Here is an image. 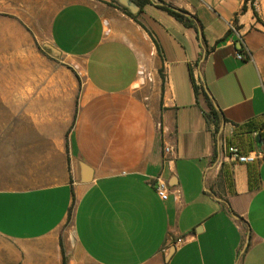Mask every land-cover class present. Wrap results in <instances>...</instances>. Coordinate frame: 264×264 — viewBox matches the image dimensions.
<instances>
[{"label":"crops","instance_id":"obj_1","mask_svg":"<svg viewBox=\"0 0 264 264\" xmlns=\"http://www.w3.org/2000/svg\"><path fill=\"white\" fill-rule=\"evenodd\" d=\"M137 19L0 0V264H264V0H151Z\"/></svg>","mask_w":264,"mask_h":264},{"label":"trees","instance_id":"obj_2","mask_svg":"<svg viewBox=\"0 0 264 264\" xmlns=\"http://www.w3.org/2000/svg\"><path fill=\"white\" fill-rule=\"evenodd\" d=\"M112 1L117 3L119 6H121L122 9L130 17H132L137 22H139V20L137 19V14L131 13L126 7L122 6L117 0H112ZM134 1L140 6V8H142L145 4L149 3L151 0H134ZM160 7L166 10L167 12H169L170 14H172L173 16H175L177 19L185 22L187 26L194 25L193 19L191 17L187 16L186 13L179 11V9L173 7L172 5L168 3H163L160 5ZM192 78H193V84H194V89H195L196 94L198 95L200 92H202L205 95V98L208 104V110L205 111V116L207 118L208 123L210 125H213V134L215 136V140H217V134L220 131V127L223 121L225 120L223 112L221 111V109L216 107L215 103L213 102L211 97L208 95L203 85L196 84L193 76Z\"/></svg>","mask_w":264,"mask_h":264},{"label":"built area","instance_id":"obj_3","mask_svg":"<svg viewBox=\"0 0 264 264\" xmlns=\"http://www.w3.org/2000/svg\"><path fill=\"white\" fill-rule=\"evenodd\" d=\"M232 28L235 29L234 26ZM236 55L240 59L244 58V53L242 51H237ZM142 75L145 80H151V75L149 73L143 72ZM219 148L229 153L231 157H234L235 159L243 162H252L260 157V153L240 154L239 149L236 146L233 145L228 146L222 141V139L219 140ZM165 151H170V147L165 146ZM156 179H157V184H156L157 194L162 200H167L169 198V188L167 182L161 177H158Z\"/></svg>","mask_w":264,"mask_h":264},{"label":"water","instance_id":"obj_4","mask_svg":"<svg viewBox=\"0 0 264 264\" xmlns=\"http://www.w3.org/2000/svg\"><path fill=\"white\" fill-rule=\"evenodd\" d=\"M117 1L122 6L126 7L133 14H137L139 9H140V6L134 0H117ZM179 11L185 13L183 10H179ZM46 46L51 50V53L54 56H58L59 55L58 50L56 48H54L52 45L47 44ZM216 107L218 108L217 105H216ZM223 128H224V122L222 123V125L220 127V131H219L220 133L222 132ZM258 138L261 141L260 136H258ZM82 168H83L84 172H83V174L81 176V180H82V182H89L91 180L90 167L87 164L82 163Z\"/></svg>","mask_w":264,"mask_h":264},{"label":"rangeland","instance_id":"obj_5","mask_svg":"<svg viewBox=\"0 0 264 264\" xmlns=\"http://www.w3.org/2000/svg\"><path fill=\"white\" fill-rule=\"evenodd\" d=\"M66 60L67 59L65 57H63V56H56V57H54V56H51V55H48V54H46V58H45L46 64H48L49 61H54L55 64H56V66L60 65L63 68H65V67H69L70 68V66H68ZM143 70H146V67H143ZM75 73H76V71H75ZM76 75L79 78V83H81V79H80L79 74L76 73ZM63 229H65L67 231V234L69 236H74L72 212H70V214H69V216L67 218V221L65 222V224L63 226Z\"/></svg>","mask_w":264,"mask_h":264}]
</instances>
